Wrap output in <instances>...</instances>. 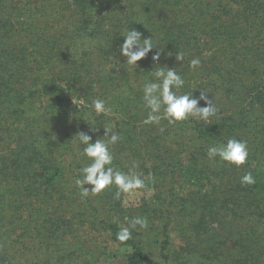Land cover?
I'll list each match as a JSON object with an SVG mask.
<instances>
[{"label": "trees", "instance_id": "16d2710c", "mask_svg": "<svg viewBox=\"0 0 264 264\" xmlns=\"http://www.w3.org/2000/svg\"><path fill=\"white\" fill-rule=\"evenodd\" d=\"M125 28L152 38L157 47L136 67L125 64L119 52ZM157 51L158 66L175 68L185 80L174 91L196 98L205 92L214 115L206 121L189 116L169 123L162 116L159 124L144 123L149 109L142 85L157 69L152 60ZM194 58L201 62L195 69ZM93 99L104 100L109 111L97 115ZM105 128L120 137L109 144L111 166L139 175L143 189L154 188L162 199L158 204L155 196L148 222L163 217L173 229L193 225L185 219L199 206L201 189L182 188L180 179L195 175L211 188L205 198L238 213L230 240L211 263L244 264L252 258L264 264V226L258 234L253 220L255 198H264V164L257 166L264 157V0H0L1 264L93 263L90 248H74L85 226L100 227L112 243L130 246L126 264L184 263L179 255L173 262L166 250L163 262L149 258L142 241L167 243L152 225L138 227L127 241L117 239L134 209L122 204L115 185L81 197L75 179L90 161L75 135L85 132L95 142ZM230 138L247 144L243 165L207 155L210 146ZM249 172L255 182L242 184ZM168 176L172 186L163 192L159 182ZM194 257L190 262L187 256L185 264H195Z\"/></svg>", "mask_w": 264, "mask_h": 264}, {"label": "clouds", "instance_id": "9594fccd", "mask_svg": "<svg viewBox=\"0 0 264 264\" xmlns=\"http://www.w3.org/2000/svg\"><path fill=\"white\" fill-rule=\"evenodd\" d=\"M123 43L119 46L120 55L125 58V64L133 67L137 66V61L145 58L154 48L152 38H143L142 34L134 28H125ZM183 54L177 53L176 59L183 60ZM152 60L157 65L153 78L146 80L142 85L143 101L149 113L144 123L159 124L162 116L168 119L169 123H175L187 119L189 116L207 120L216 112L215 105L209 100L205 92L196 98L192 94L178 95L174 89H181L185 80L178 74L175 68L158 66L160 52L157 51ZM199 58L190 61V67L195 69L200 65ZM200 101H204V107H199ZM91 107L97 115L106 114L109 109L102 99H93ZM95 129V128H93ZM111 134L110 136L108 134ZM79 143L84 145L82 152L90 161L86 166L79 169L80 176L75 179V185L80 188L81 197H87L89 193L98 194L107 187L115 185L117 187V197L121 192H130L144 187V180L137 174H128L116 170L112 167L113 155L109 150V144H115L120 137L113 133L111 129L105 128V136L92 142V137L85 132H78L76 135ZM105 137L108 138L105 141ZM209 159L217 156L225 162L240 166L243 165L248 157L247 144L234 138H230L226 143L219 146L213 145L208 148ZM252 174L246 173L241 177L242 184H253ZM91 185V190L84 185ZM126 220L128 218H125ZM139 226L142 229L148 227V221L143 217H134L128 221L127 226H121L117 233V239L121 242L131 238V229Z\"/></svg>", "mask_w": 264, "mask_h": 264}, {"label": "rangeland", "instance_id": "374dc122", "mask_svg": "<svg viewBox=\"0 0 264 264\" xmlns=\"http://www.w3.org/2000/svg\"><path fill=\"white\" fill-rule=\"evenodd\" d=\"M72 103L76 106L81 105V102L77 101L73 97ZM143 116L145 117L146 115L143 114ZM259 162L260 163H258L257 166L260 167L262 164H264V157L259 158ZM183 176L185 175L182 174V177ZM199 179L200 178L196 177L195 175L189 176V178L183 177L180 179L184 181V183L181 184L182 188H187L193 191H198L201 189L198 193L199 201H201L199 206L189 218L185 219V223L192 222L193 225L188 223L184 229H182L184 224L177 225V228L179 229H173L170 228V226L168 227V220L163 219V217H159L158 223H155V221H153L154 224L148 222L147 228H150L152 225L153 228L158 229V231H155V233L159 234V236L164 235L167 240V243H161V245L156 238H148V241H142V249L153 261L163 262L162 260H164V258L162 257V252L166 250L165 254L168 255L172 261L174 259V255H179V257L184 260L183 264H185V258L187 256V259L190 258V262L192 260L191 257L195 256V264H210L218 255V251L221 252L223 241L225 242L230 240V236L228 235L231 233V231H233L234 228V223L232 221L237 218L236 214L238 213H234L235 208L231 209V206L228 204H223L218 199L208 198L211 196L210 193L208 194V191L210 192L211 188L209 185L207 186V184ZM159 183L161 187H164L162 191L165 192L168 186H172L171 176L163 178ZM207 194L208 197L206 196L205 198V195ZM155 196L156 190L154 188L147 187L145 189H135L127 193L121 192L118 197L121 198V202L126 208L134 209V211L131 213L133 216H130L128 220H131L134 217H143L148 221L150 220L149 216L152 213V210L156 208H152L153 201H156ZM156 197L159 198V200L156 202H158V204L162 203L160 196L157 195ZM249 201L250 200L247 202ZM255 201L259 202V204H253L256 212L253 220L255 221V232L260 234L264 226V198L257 197L255 198ZM247 202L243 201L241 203H244L248 213ZM146 206H150L151 209H145V212L142 211ZM247 215L248 214H243V218L246 219ZM123 216L119 217V219L121 220ZM123 220L124 218L122 221ZM124 222L128 223L125 220L123 223ZM164 226L169 230V233H166V228ZM138 227L139 226H137L136 229H131V238L136 237L135 233ZM160 228H164L165 234H168V236L165 235L164 231H161ZM98 229L99 231H94L87 226H85L84 229L79 227L81 232L78 235L81 236L75 239L77 242L74 241V248L84 245H86V249L90 248L88 257H92L94 261L93 263L89 264H126V256L127 254L131 253L130 246L121 247L115 243H112L110 241L109 235L100 227ZM141 230L142 229H139L140 232ZM198 243L199 247H194ZM95 244H97V247ZM260 248L262 252H264V248ZM237 250L238 249L235 251L237 252ZM246 251L250 253L252 248H247ZM93 254L95 256H91ZM56 256L59 258V254L55 255V259ZM243 256L244 254L241 256V258H243ZM261 260L264 261V256H261ZM252 261V258H248L247 262H244V264H253ZM75 262L77 264H86L81 262L79 259L75 260ZM188 264L191 263L188 262ZM228 264H232V262L228 261Z\"/></svg>", "mask_w": 264, "mask_h": 264}]
</instances>
